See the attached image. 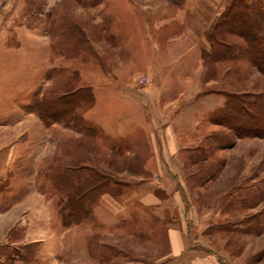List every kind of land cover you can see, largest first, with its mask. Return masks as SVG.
<instances>
[{
    "label": "rangeland",
    "instance_id": "374dc122",
    "mask_svg": "<svg viewBox=\"0 0 264 264\" xmlns=\"http://www.w3.org/2000/svg\"><path fill=\"white\" fill-rule=\"evenodd\" d=\"M229 1L0 0V155L11 164L0 211L18 206L1 219L9 227L16 215L18 227L4 233L0 264H166L171 228L187 237L185 252L211 264H264V136L235 133L217 121L223 111L211 118L223 91L264 94V74L244 56L204 52ZM54 20L81 27L87 42L71 54L55 49ZM65 82L91 87L80 111L94 134L47 125L33 110L35 95ZM161 109L178 123L171 137L154 121ZM65 165L108 174L122 192L100 195L63 243L61 197L46 174ZM35 190L52 200L27 201ZM144 192L159 208L145 206ZM106 194L131 212L98 209ZM27 215L49 231L45 240L27 238Z\"/></svg>",
    "mask_w": 264,
    "mask_h": 264
},
{
    "label": "trees",
    "instance_id": "16d2710c",
    "mask_svg": "<svg viewBox=\"0 0 264 264\" xmlns=\"http://www.w3.org/2000/svg\"><path fill=\"white\" fill-rule=\"evenodd\" d=\"M83 3H96L99 0H78ZM181 3L185 0H175ZM53 46L64 54H71L87 42L85 31L79 27L63 26L54 20L51 22ZM54 30V31H53ZM208 48L204 52L208 59H235L244 56L248 63L264 74V0H230L215 16L214 21L206 30ZM232 37L241 38L243 42L231 41ZM57 68H52L48 79L52 78ZM71 86V87H70ZM226 97L222 109L212 115L217 120L221 111L223 114L217 120L235 133L264 136V94L252 92L242 93L223 91ZM33 110L42 121L51 125L60 123L64 127H75L78 131L90 136L94 129L83 125L81 109L93 102L91 87L82 86L77 89L69 85L55 83L41 90L32 99ZM257 125L253 131L249 127ZM84 168L65 165L46 174L47 181L54 187L60 198V214L65 225L80 223L91 213L94 202L103 193L119 194L122 187L113 188L114 182L108 174L95 168ZM122 185V184H121Z\"/></svg>",
    "mask_w": 264,
    "mask_h": 264
},
{
    "label": "crops",
    "instance_id": "0c3cea01",
    "mask_svg": "<svg viewBox=\"0 0 264 264\" xmlns=\"http://www.w3.org/2000/svg\"><path fill=\"white\" fill-rule=\"evenodd\" d=\"M224 102L222 104H219L217 107H215V109H213V112L222 108L224 106ZM159 112H160V114H158L157 117H155L156 115L154 114V117L156 118V119L154 118V121H157L160 124V128L163 131V137L164 138L171 137L172 133L174 134V131H176L178 123L173 124V122H170V118L166 116L165 112H163L162 109L159 110ZM160 122H162L164 125H161ZM67 128H69V127H67ZM153 135L155 136V132L153 133ZM164 146H165V144H164ZM5 157H6L5 154L3 155V157H2V155H0V178L2 177V175H5L6 173H8L7 168H9L11 166V164L6 161ZM43 182H45V181H43ZM46 183H48V181H46ZM33 197L40 198V199L45 200V201L52 200V198L47 197V195L45 193H43L42 191H39V190L33 191L31 193V195L28 196L27 201L30 198L32 199ZM51 197H52V195H51ZM140 197H141V200L143 201V203L145 204L146 207H152L153 206L154 208L157 209V208H159V206L161 204V199H159L155 194H150V193L144 192L141 194ZM0 200H2V198H0ZM118 200H119V198H115L112 195L106 194L99 201L98 209L109 208L110 205L107 203H112V204L114 203V205H115L114 210L117 211V213L122 214L125 211H127L128 213H129V211L131 212V210H132L131 208L125 209L126 205L120 204ZM17 207L18 206L16 205V203L15 204L12 203V204H9L3 211H0V243H2V241L5 239L4 233H6V231L11 229L12 227H14V228L18 227L16 215H15L14 221L10 222V224L8 225L9 227L5 226V224H3L2 220H1L4 217H7L8 215H12V213H15L17 210ZM1 212H3V213H1ZM55 214L57 217V213L54 212V215ZM124 214H126V212ZM127 215L129 216V214H127ZM123 216H125V215H123ZM56 219L59 223V227L62 228L61 237L64 238L63 243H65L66 239H67V237H69L70 233H77L78 232V230H77L78 227H77V225L66 226L63 224L62 220H60L58 217ZM23 222H24V228L26 229V232H27V238L28 239L40 240V241H41V239L45 240V238H44L46 235L45 233L48 234V232H49L48 230L44 231L43 228L39 227L38 223L35 222L33 220V218H31L28 215L24 217ZM23 222H21L20 225H22ZM11 225H13V226H11ZM179 234H180L179 230L171 228V230H170V241L172 244L171 245V253L168 256H166V258H165L166 264H211L210 260L208 259L209 257H202V256H199V255L194 254V253L189 254L190 251L185 252V249H186L185 242L187 241V237L185 235H184V237H182V235H179ZM125 264H140V261L130 260V261H127Z\"/></svg>",
    "mask_w": 264,
    "mask_h": 264
}]
</instances>
